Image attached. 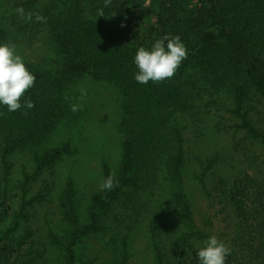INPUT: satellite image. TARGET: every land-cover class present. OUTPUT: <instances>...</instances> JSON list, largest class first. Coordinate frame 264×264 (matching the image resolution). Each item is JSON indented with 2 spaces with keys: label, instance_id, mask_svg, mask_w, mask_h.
<instances>
[{
  "label": "trees",
  "instance_id": "1",
  "mask_svg": "<svg viewBox=\"0 0 264 264\" xmlns=\"http://www.w3.org/2000/svg\"><path fill=\"white\" fill-rule=\"evenodd\" d=\"M145 1L0 0V41L9 43L11 32L17 30L23 35L43 33L55 55L51 68L26 65L36 77L33 88L25 93L34 102L33 109L8 112L0 107V224L9 215L5 196L12 155L29 149L36 174L61 158L58 150L42 152L38 147L52 134L63 114L65 89L89 76L107 82L121 95L125 135L121 166L116 176L108 165L103 168L104 178L111 174L114 186L92 195L86 218L81 221L74 183L69 180L65 185L62 206L72 226L70 234L60 241L65 264H78L76 248L81 241L107 230L104 218L108 204L138 189L158 170L163 158L169 160L168 171L182 179L186 161L184 116L197 108V99L205 92L217 97L213 102L236 118L235 129L245 131L264 146V129L253 120L247 105L253 95L264 99V0H151L150 6H145ZM21 6L33 14L32 20L19 16L16 9ZM136 9L146 16L156 14L155 23L142 35L135 31L131 17ZM36 14L45 19L37 21ZM165 34L181 37L187 58L173 77L138 83L134 79L136 50L140 46L149 48ZM217 160L218 155L208 159L200 174L205 189ZM29 185L30 177L25 175L21 183L22 211L14 216L9 233L22 226L23 210L35 201L27 199ZM216 186L234 217L227 264H264L263 182L246 173L231 182L221 176ZM172 196L181 206V221L192 227L193 211L184 188L179 186ZM24 234L21 242L32 235L30 230ZM122 251L120 264H127V237L122 240ZM155 253L156 264H168L158 245ZM191 262L198 264L196 253L191 261L184 254L177 259V264Z\"/></svg>",
  "mask_w": 264,
  "mask_h": 264
},
{
  "label": "rangeland",
  "instance_id": "2",
  "mask_svg": "<svg viewBox=\"0 0 264 264\" xmlns=\"http://www.w3.org/2000/svg\"><path fill=\"white\" fill-rule=\"evenodd\" d=\"M151 3L146 0L145 6ZM131 17L135 31L142 35L155 23L156 14L146 16L136 9ZM9 43L15 45L26 65L52 67L55 55L43 33L23 35L19 30L12 31ZM216 98L205 92L203 98L197 99V108L184 116L186 161L182 179L168 171L169 160L167 156L163 158L158 170L138 189L108 204L104 218L108 228L81 241L76 248L78 264H120L124 237L129 244L127 264H156L157 245L168 264H177L182 254L191 261L201 242L211 234L230 247L234 217L215 187L216 181L223 176L231 182L248 173L264 185V146L245 131L235 129L236 118L214 103ZM62 100L65 106L55 130L38 147L42 152L60 151V160L36 174L29 149L11 157L12 171L5 196L9 215L0 224V264H65L60 241L72 230L62 206L66 183H74L80 220L84 221L92 195L102 191L104 166L108 165L114 176L119 172L125 138L120 92L107 82L86 76L72 82ZM247 105L253 120L264 129V99L253 95ZM213 155H218V160L206 178L205 189L199 177ZM25 175L30 177L27 199L35 201L23 210L22 226L9 233L14 216L22 211L21 183ZM179 186L184 188L193 211L192 227L181 221V206L172 200ZM29 230L31 237L21 242Z\"/></svg>",
  "mask_w": 264,
  "mask_h": 264
},
{
  "label": "clouds",
  "instance_id": "3",
  "mask_svg": "<svg viewBox=\"0 0 264 264\" xmlns=\"http://www.w3.org/2000/svg\"><path fill=\"white\" fill-rule=\"evenodd\" d=\"M16 11L26 20L33 18V14L26 12L22 6ZM35 19L43 21L45 18L36 14ZM187 55V47L178 34H165L156 39L149 48L138 47L134 56L137 68L134 79L138 83L147 84L149 81L155 83L171 78ZM35 80V74L28 69L15 45L0 41V107H6L8 112L33 109L34 102L25 93L33 88ZM27 114L24 111V115ZM113 186L114 178L111 174L100 184L101 190H110ZM230 255L231 248L216 234L208 235L196 253L198 264H227Z\"/></svg>",
  "mask_w": 264,
  "mask_h": 264
}]
</instances>
